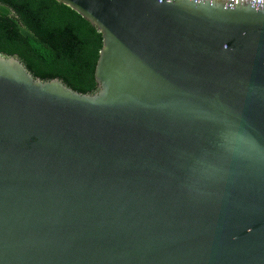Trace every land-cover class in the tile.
<instances>
[{
  "label": "water",
  "instance_id": "water-1",
  "mask_svg": "<svg viewBox=\"0 0 264 264\" xmlns=\"http://www.w3.org/2000/svg\"><path fill=\"white\" fill-rule=\"evenodd\" d=\"M56 1L96 87L0 53V264H264V0Z\"/></svg>",
  "mask_w": 264,
  "mask_h": 264
},
{
  "label": "trees",
  "instance_id": "trees-1",
  "mask_svg": "<svg viewBox=\"0 0 264 264\" xmlns=\"http://www.w3.org/2000/svg\"><path fill=\"white\" fill-rule=\"evenodd\" d=\"M101 44L94 26L56 0H0V53L17 54L41 80L94 91Z\"/></svg>",
  "mask_w": 264,
  "mask_h": 264
}]
</instances>
